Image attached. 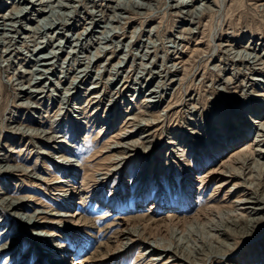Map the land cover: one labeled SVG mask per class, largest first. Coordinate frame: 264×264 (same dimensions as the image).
Instances as JSON below:
<instances>
[{
    "label": "rangeland",
    "instance_id": "rangeland-1",
    "mask_svg": "<svg viewBox=\"0 0 264 264\" xmlns=\"http://www.w3.org/2000/svg\"><path fill=\"white\" fill-rule=\"evenodd\" d=\"M83 1L73 2L79 8H74L71 13L73 17L68 22L71 24L63 30V34L83 33L82 40L62 42L63 47L59 49L55 43L67 38L63 34L50 39L48 36H34L30 31H23L19 38L8 41V52L6 45L0 41V154L8 151L4 158L6 161L1 159L2 155L0 160L8 166L21 169L10 173L0 171L1 196L4 194L6 197L23 198L26 214H32L38 209L55 214L57 209L63 208L62 213L69 214L64 216L60 224L55 223L57 230H50L55 234L54 237L41 240L36 246L24 241L9 247L0 253V264H59L54 262L57 259L62 262V258L66 259L63 264H147L148 259L144 260L140 253L145 248L142 241L129 244L120 253L113 249L103 258L104 245H110L114 234L126 231L135 218L151 216L154 212L156 221L170 216L189 219L199 213L203 214L199 204L206 201H210L211 205L207 208L213 207L210 208L212 213L227 215L223 223L228 222L229 216L231 220L236 214V221L234 218L232 220L235 222L231 220L229 224L237 223L238 228L227 224L229 228L226 225L224 227L228 230L212 232L213 237L207 238L212 249L194 253L195 261H187L185 264H241L236 262L240 255H245L244 259L254 255L264 259V205H260L262 209L257 213L238 205L241 200L252 201L264 197V168H259L264 167V156L259 155L260 150H264V0H189L192 3L180 9L173 7L179 0H110L111 3L109 0ZM130 2H140L142 6L137 8L131 6ZM198 3H202L200 7L206 12L202 8L196 11ZM208 8H211L210 11ZM112 15H116V18L111 22L110 28H113L110 29L108 40L99 43V30ZM180 16L186 21H181ZM188 28L190 33L187 32ZM84 30L88 33L81 32ZM97 30L99 33L94 32ZM24 41L28 43L24 44ZM117 42L120 47L114 44ZM24 47L28 50H24ZM247 54L250 57L243 58ZM253 56L254 59L251 58ZM43 62L49 65L42 66ZM34 68L39 71L38 75H33ZM37 77L45 80L36 84L39 81ZM257 79H261L260 82ZM35 89L38 90L34 94L32 90ZM83 111H95L92 128L78 125ZM247 119L251 120V124L247 123ZM236 125L243 127L241 129L245 127L246 133L249 132L247 139L261 142H258L259 147H254L257 149L251 147L256 152L250 155L249 162L245 160V163L235 164L234 175L233 172L226 173L228 168L219 169V166L235 156L246 140L228 143L231 140L229 132H233ZM77 126L79 129L75 128ZM51 140L58 143L53 144ZM119 144H123V147ZM57 145L69 148L67 152L70 153L65 154H73L78 161L66 167V163L57 158L59 151H62V148L55 149ZM110 146H114L113 149ZM248 149L241 150V154H251L247 152ZM116 155L119 160L112 161ZM112 162L116 163L109 165ZM80 163L84 164L83 168ZM112 166L117 168L108 173L103 182L99 194L101 198L94 199V195L87 197L85 191L91 189L93 182L86 186L89 189L81 190L82 176L90 174L92 177L95 168H98L96 171L106 172ZM63 169L77 171L76 177L69 179V185L64 181ZM216 169L218 172L225 170L223 175L228 174V180L221 181ZM258 175L259 179H256ZM244 176L250 179L246 180ZM201 179L205 181L200 183ZM57 180L62 183L55 185ZM232 184L237 186L232 187ZM61 185L62 188L59 187ZM238 185H243L242 190L238 189ZM112 187H116V190ZM217 187L220 188L215 191ZM199 193L200 199L196 198ZM109 200L111 203L108 205ZM212 200L217 205H213ZM237 208L240 209L239 213ZM2 212L0 218L4 220L5 226L11 220H5ZM243 228L245 231L241 235ZM206 230H203V237L209 236ZM228 234L230 236L227 238ZM13 238L9 240L5 237L1 244L7 242L12 245ZM11 254L15 256L11 258Z\"/></svg>",
    "mask_w": 264,
    "mask_h": 264
},
{
    "label": "bare ground",
    "instance_id": "bare-ground-1",
    "mask_svg": "<svg viewBox=\"0 0 264 264\" xmlns=\"http://www.w3.org/2000/svg\"><path fill=\"white\" fill-rule=\"evenodd\" d=\"M9 1H12V0H0V41H1V43L3 44V45H6V50H7V52L9 51V44H8V41L9 40H11L12 41V39L14 40L16 37H18L19 36V34H22V33H24L23 31H27V32H32V34H34V36H37V35H44V36H48L50 39H53L55 36H61L62 34H63V30L64 29H66L65 28V26L66 25H70V24H68V22H69V19L70 18H72L71 17V13H72V11L74 10V8L77 6H74L73 5V2L74 1H76V0H54L53 2L52 1H49V2H47V1H45V0H13L11 3H9ZM80 1V0H79ZM83 1V0H82ZM94 1H96V0H94ZM110 1V0H109ZM152 1V0H151ZM191 1V0H190ZM189 0H186V1H181V0H179V2H177V4L176 5H174L173 4V7L175 6V8L176 9H180V8H187L188 6H189V4L190 3H192L193 2V0H192V2H190ZM197 1V0H196ZM207 1V0H206ZM221 1V0H220ZM227 1V0H226ZM78 2V1H77ZM76 2V3H77ZM83 2H86V1H83ZM108 2V1H107ZM138 2V1H137ZM141 2V1H140ZM140 2L139 3H131L130 2V4H131V6H136L137 8H139L140 6H142L141 4H140ZM176 2V1H175ZM174 2V3H175ZM190 2V3H189ZM204 2H205V0H204ZM203 2V3H204ZM211 3H212V1H210ZM222 2V1H221ZM221 2H219L218 4H220ZM75 3V2H74ZM98 3V2H97ZM110 3H111V1H110ZM114 3V2H113ZM122 3V2H121ZM123 3H124V1H123ZM122 3V4H123ZM210 3V4H211ZM93 4V3H92ZM118 4V3H117ZM117 4H116V6H117ZM125 4V3H124ZM151 4V3H150ZM199 4V3H198ZM202 4V3H201ZM201 4H199V7L198 8H196V11H198L199 12V9L200 8H202V7H200L201 6ZM207 4V3H206ZM209 4V3H208ZM216 4V3H215ZM222 4V3H221ZM226 4V3H225ZM230 4V3H229ZM256 4V3H255ZM264 4V3H263ZM85 5H87V4H85ZM91 5V4H90ZM149 5V4H148ZM83 6H84V4H83ZM89 6V5H88ZM98 6V5H97ZM105 6H106V4H105ZM110 6V5H109ZM113 6V5H112ZM123 6V5H122ZM144 6V5H143ZM146 6V5H145ZM197 6V5H196ZM195 6V7H196ZM203 6V5H202ZM204 6H205V4H204ZM219 6V5H218ZM78 7V6H77ZM76 7V8H77ZM101 7V6H100ZM115 7V6H114ZM148 7V6H147ZM150 7V6H149ZM207 7H208V5H207ZM212 7V6H211ZM219 7H221V5L219 6ZM262 7V6H261ZM79 8V7H78ZM91 8V7H90ZM110 8H111V6H110ZM109 8V9H110ZM116 8V7H115ZM128 8V7H127ZM174 8V9H175ZM216 8V7H215ZM258 8H259V5H258ZM97 9V8H96ZM194 6H193V11H194ZM209 9V8H208ZM211 9V8H210ZM210 9H209V11H210ZM80 10V9H79ZM90 10V9H89ZM112 10V9H111ZM135 10V9H134ZM141 10H143V9H141ZM189 10H192V8L191 9H189ZM202 10H203V8H202ZM218 10H220V8L218 9ZM83 11H84V9H83ZM184 11V10H183ZM185 11H186V9H185ZM188 11V10H187ZM203 11H205L206 12V10L204 9ZM209 11H207V12H209ZM74 12V11H73ZM82 12V11H81ZM80 12V14H82ZM96 12H98V11H96ZM95 12V13H96ZM100 12V11H99ZM200 12H201V10H200ZM76 13V12H75ZM111 13V12H110ZM172 13V12H171ZM181 13V12H180ZM184 13H187V12H184ZM91 14V13H90ZM116 14V13H115ZM97 15V14H96ZM190 15V14H189ZM192 15V14H191ZM196 15V14H195ZM96 17V16H95ZM181 17V21L182 20H184V19H182V17L183 16H180ZM186 17V16H185ZM189 17V16H188ZM188 17H186V18H188ZM196 17V16H195ZM194 17V18H195ZM89 18V17H88ZM116 18V15L115 16H111L110 18H109V20L108 21H106L107 23L105 24V26L103 25V28H101V30H99L100 31V34L97 36L98 37V40H99V43H102L103 41H106V39L108 40V35H109V33H110V29L112 30V28H110V25H111V22L114 20ZM118 18V17H117ZM193 18V17H192ZM84 19V18H83ZM117 20V19H116ZM188 20V19H187ZM72 21V20H71ZM185 21H186V19H185ZM189 21H192V20H189ZM194 21V20H193ZM196 21V20H195ZM33 23H35V24H33ZM87 23V22H86ZM93 23V22H92ZM105 23V22H104ZM181 23V22H180ZM201 23V22H200ZM29 24H33V26L31 25V26H29ZM101 24H103V22L101 23ZM189 24H190V22H189ZM192 24V23H191ZM190 24V25H191ZM92 25V24H91ZM202 25V24H201ZM228 27V26H227ZM87 28H89V27H87ZM86 28V29H87ZM94 28V27H93ZM97 28H100L99 26L97 27ZM83 29H85V28H83ZM90 29V28H89ZM115 29V28H114ZM137 29V28H136ZM142 29V28H141ZM194 29V28H193ZM184 30V29H183ZM99 31L97 30V31H94V32H98L99 33ZM197 31H198V29H197ZM196 31V32H197ZM70 32V31H69ZM81 32H87V31H81ZM92 32V31H91ZM112 32V31H111ZM122 32V31H121ZM183 32V31H182ZM187 32H189V28H188V30H187ZM191 32V31H190ZM189 32V33H190ZM193 32V31H192ZM74 33V32H73ZM72 33V34H73ZM80 33V32H79ZM88 33V32H87ZM115 33V32H114ZM200 33V32H199ZM32 34L30 35V36H32ZM83 34V33H82ZM80 35V34H78L77 33V35H70L69 33L67 34V33H65V34H63L64 36H66L67 38L66 39H60L61 41H57V43H55L56 44V46L59 48V49H61L63 46H62V42L63 43H66V42H70V40L71 41H73V40H82V38L83 37H81V36H83V35ZM91 34V33H90ZM93 34V33H92ZM131 34V33H130ZM186 34V33H185ZM188 34V33H187ZM193 34V33H192ZM27 35V34H26ZM25 35V36H26ZM80 35V36H79ZM112 35V34H111ZM190 35V34H189ZM178 36V35H177ZM191 36V35H190ZM20 37V36H19ZM18 37V38H19ZM22 37V36H21ZM92 37V36H91ZM23 38V37H22ZM27 39L29 38V37H26ZM26 38H25V40H26ZM33 38V37H32ZM31 38V39H32ZM34 38H36V37H34ZM44 38V37H43ZM47 38V37H46ZM131 38V37H130ZM179 38H181V36L179 37ZM24 39V38H23ZM31 39H30V41H31ZM94 39H97V38H94ZM132 39V38H131ZM201 39V38H200ZM36 40V39H35ZM84 40V39H83ZM87 40V39H86ZM85 40V41H86ZM91 40V39H90ZM242 40V39H241ZM29 41V40H28ZM28 41H26L27 43H28ZM101 41V42H100ZM124 41V40H123ZM128 41V40H127ZM131 41V40H130ZM19 42V41H18ZM25 42V41H24ZM26 42L24 43V44H26ZM32 42H33V44H34V39L32 40ZM89 42V41H88ZM87 42V43H88ZM126 42V41H125ZM185 42V41H184ZM12 43V42H11ZM11 43H10V46H11ZM20 43V42H19ZM39 43V42H38ZM139 43H140V41H139ZM180 43V42H179ZM7 44H8V46H7ZM17 44V43H16ZM74 44H78V42L77 43H74ZM103 44V43H102ZM114 44H117L118 46H119V44H118V42L117 43H114ZM126 44V43H125ZM166 44V43H165ZM30 46H31V44H29ZM72 45V44H71ZM228 45V44H227ZM240 45V44H239ZM247 45V44H246ZM18 46V45H17ZM19 46H20V44H19ZM25 46V45H24ZM55 46V45H54ZM107 46V45H106ZM112 46H114V45H112ZM111 46V47H112ZM116 46V45H115ZM126 46V45H125ZM125 46H123V47H125ZM138 46V45H137ZM142 46V45H141ZM177 46V45H176ZM226 46V45H225ZM39 47V46H38ZM71 47V46H70ZM69 47V48H70ZM76 47H77V45H76ZM110 47V48H111ZM120 47V46H119ZM224 47V46H223ZM230 47V46H229ZM232 47V46H231ZM236 47V46H235ZM13 48V47H12ZM33 49H34V47H32ZM108 48V47H107ZM126 48V47H125ZM176 48V47H175ZM204 48V47H203ZM251 48V47H250ZM5 49V48H4ZM17 48H15V50H16ZM32 49V50H33ZM39 49V48H38ZM98 48H96V50H97ZM99 49H102L101 47L99 48ZM117 49V48H116ZM115 49V50H116ZM214 49V48H213ZM226 49V48H225ZM228 49H230V48H228ZM2 50V49H1ZM5 50V51H6ZM13 50V49H12ZM21 50V49H20ZM24 50H28L27 49V47L25 48L24 47ZM31 50V51H32ZM95 50V51H96ZM103 50H105V49H103ZM118 50V49H117ZM120 50V49H119ZM124 50V49H123ZM126 50V49H125ZM147 50V49H146ZM251 50V49H250ZM29 51H30V49H29ZM35 51H36V49H35ZM34 51V52H35ZM76 51V50H75ZM173 51V50H172ZM182 51V50H181ZM230 51V50H229ZM233 51V50H232ZM252 51V50H251ZM261 51V50H260ZM72 52V51H71ZM98 52H99V50H98ZM97 52V55L99 54ZM122 52H124V51H122ZM128 52V51H127ZM224 52V51H223ZM11 53V52H10ZM18 53V52H17ZM64 53H66V52H64ZM70 53V52H69ZM75 53V52H74ZM96 52H94L93 54H95ZM114 53V52H113ZM170 53V52H169ZM203 53V52H202ZM232 53V52H231ZM238 53H240V52H238ZM237 53V54H238ZM245 53V52H244ZM261 53H263L262 51H261ZM33 54V53H32ZM199 54V53H198ZM54 55V54H53ZM110 55V54H109ZM125 55V54H124ZM142 55V54H141ZM248 55V54H247ZM245 55V56H243V58L245 57L246 59H247V57L249 58L250 57V55ZM255 55V54H254ZM262 55V54H261ZM264 55V54H263ZM2 56V55H1ZM7 56V55H6ZM31 56V55H30ZM126 56V55H125ZM259 56V55H258ZM257 56V57H258ZM49 57V56H48ZM48 57L47 58H45L44 57V59H48ZM52 57V56H51ZM67 57V56H66ZM78 57V56H77ZM94 57V56H93ZM92 57V58H93ZM110 57V56H109ZM193 57V56H192ZM197 57V56H196ZM257 57H255V59L257 58ZM260 57V56H259ZM8 58H9V56H8ZM41 58H42V56H41ZM40 58V59H41ZM79 58V57H78ZM123 58H125V57H123ZM150 58V57H149ZM252 59H254V56L253 57H251ZM120 59V58H119ZM232 59V58H231ZM258 59V58H257ZM6 60V59H5ZM9 60V59H8ZM37 60V59H36ZM35 60V61H36ZM39 60V59H38ZM74 60V59H73ZM81 60V59H80ZM88 60V59H87ZM107 60V59H106ZM109 60V59H108ZM114 60V59H113ZM123 60V59H122ZM245 60V59H244ZM32 61V60H31ZM34 61V60H33ZM41 61V60H40ZM86 61V60H85ZM93 61V60H92ZM123 61H125V60H123ZM252 61V60H251ZM258 61V60H257ZM261 61H263V60H261ZM12 62V61H11ZM51 62V61H50ZM118 62V61H117ZM247 62V61H246ZM15 63V62H14ZM20 63V62H19ZM57 63V62H56ZM116 63V62H115ZM119 63H120V61H119ZM124 63V62H123ZM252 63H253V61H252ZM254 63H256V62H254ZM52 64V63H51ZM54 64V63H53ZM52 64V65H53ZM246 64H248V63H246ZM258 64H260V63H258ZM263 64V63H262ZM30 65V64H29ZM40 65V64H39ZM41 65L42 66H47V65H49V63H46V62H43V63H41ZM109 65V64H108ZM113 65H114V63H113ZM142 65V64H141ZM249 65H250V63H249ZM7 66V65H6ZM36 66V65H35ZM34 66V67H35ZM102 66V65H101ZM116 66V65H115ZM144 66V65H143ZM33 67V66H32ZM61 67V66H60ZM73 67V66H72ZM118 67V66H117ZM119 67H121V65L119 66ZM118 67V68H119ZM261 67V66H260ZM21 68V67H20ZM62 68V67H61ZM255 68V67H254ZM259 68V67H258ZM263 68V67H262ZM88 69V68H87ZM103 69V68H102ZM116 69V68H115ZM121 69V68H120ZM131 69V68H130ZM253 69V68H252ZM255 69H257V68H255ZM260 69V68H259ZM20 71H21V69H19ZM62 70V69H61ZM176 70V69H175ZM174 70V71H175ZM23 71V70H22ZM37 69H33V71L32 72H34L33 73V75L34 74H36V75H38L37 74ZM87 71V70H86ZM116 71V70H115ZM179 71V70H178ZM19 72V71H18ZM32 72H31V74H32ZM39 72V71H38ZM44 72H46V71H44ZM119 72V71H118ZM186 72V71H185ZM97 73V72H96ZM140 73V72H139ZM22 74V73H21ZM27 74V73H26ZM62 74V73H61ZM76 74H77V72H76ZM86 74V73H85ZM118 74H120V73H118ZM86 75H88V74H86ZM149 75V74H148ZM30 76V75H29ZM32 76V75H31ZM35 76V75H34ZM39 77V76H38ZM37 77V78H38ZM41 77V76H40ZM82 77V76H81ZM86 77V76H85ZM111 77V76H110ZM15 78V77H14ZM21 78V77H20ZM36 78V79H37ZM69 78H71V77H69ZM87 78V77H86ZM253 77H251V79H252ZM12 79V78H11ZM39 79V81L38 82H36V84H41L44 80H45V78H38ZM255 79V78H254ZM25 80V79H24ZM34 80V79H33ZM32 80V81H33ZM84 80V79H83ZM94 80V79H93ZM108 80V79H107ZM257 80H259V79H257ZM261 80V79H260ZM260 80H259V82H260ZM51 82V81H50ZM112 82V81H111ZM15 83V82H14ZM54 83V82H53ZM72 83V82H71ZM182 83V82H181ZM70 87V86H69ZM96 88V87H95ZM21 89V88H20ZM26 89H28V88H26ZM36 90H38V89H35V90H32V93H34L35 94V92H36ZM27 91V90H26ZM41 91V90H40ZM38 92V91H37ZM41 92H43V90L41 91ZM41 92H39V93H41ZM69 92V91H68ZM32 93H30V96L32 95ZM45 93V92H44ZM86 93V92H85ZM29 94V93H28ZM33 94V95H34ZM37 94V93H36ZM56 95V94H55ZM57 96V95H56ZM95 96V95H94ZM31 97H34V96H31ZM38 98V97H37ZM41 98V97H40ZM94 98V97H93ZM153 98V97H152ZM155 100V99H154ZM95 101V100H94ZM147 101V100H146ZM148 102V101H147ZM146 102V103H147ZM149 102H151L150 100H149ZM156 102V101H155ZM153 103V102H152ZM144 104V103H143ZM142 104V105H143ZM150 104V103H149ZM31 105H32V102H31ZM96 105V104H95ZM151 105V104H150ZM24 106V105H23ZM26 106V105H25ZM27 107V106H26ZM259 107V106H258ZM258 109V108H257ZM260 109V108H259ZM263 110V109H262ZM93 113H95V111H92ZM93 113H89L88 111H83V113H80V114H82V116H81V118H80V120L77 122L78 123V125H80V126H82L83 125V127H87V128H92L93 127V125H94V122H93V120H92V118H93ZM253 114H255L254 112H253ZM258 114H260V113H258ZM261 114H263V113H261ZM159 115V114H158ZM95 116V115H94ZM249 117V116H248ZM154 118H156V117H154ZM251 118V117H250ZM255 118V117H254ZM136 119V118H135ZM150 122V121H149ZM152 122V121H151ZM251 122V120H249L248 121V119H247V123H250ZM263 122V121H262ZM1 123V122H0ZM139 123V122H138ZM254 123V122H253ZM70 124V123H69ZM129 124V123H128ZM148 124V123H147ZM150 124V123H149ZM251 124V123H250ZM242 125V124H241ZM261 125V124H260ZM55 127H59V126H55ZM247 127V126H246ZM264 127V126H263ZM76 129H79V127L77 126V127H75ZM241 128H243V127H241L240 125H236L235 126V129H234V131L232 132H229V136L231 137V140H230V142H228V143H232L233 141H237V143L239 142V141H244V139H246L245 141H244V143L241 145V148L238 150V153H236V155L235 156H233L232 158H229L228 159V161H226V163H224V162H222V164L219 166V169L221 168V169H227V171H226V173H231V172H233V171H235L236 170V167H235V164H237V163H242V162H244L245 160H248V158L250 159V155H252V154H254V152H256V150L255 151H252V148L251 147H257L258 146V142H261V141H257L256 139H254L253 141L252 140H249V139H247V136H249V132H247L246 133V131H245V127H244V129H241ZM250 128V127H249ZM261 128H262V125H261ZM2 129V128H1ZM1 129H0V132H1ZM50 129H51V127H50ZM56 129V128H55ZM66 130V129H65ZM125 130V129H124ZM247 130V129H246ZM58 131V130H57ZM56 131V132H57ZM62 131V130H61ZM223 131V130H222ZM244 131V132H243ZM250 131H251V128H250ZM258 131V130H257ZM262 132H263V130H262ZM48 133V132H47ZM87 134L89 133V132H86ZM122 133V132H121ZM121 133H119V134H121ZM126 132H124L123 133V135L125 134ZM251 133V132H250ZM261 133V132H260ZM49 134V133H48ZM66 134V133H65ZM64 134V135H65ZM98 134H99V131H98ZM226 134V133H225ZM258 134V133H257ZM263 134H264V132H263ZM37 135V134H36ZM117 135V137H118V134H116ZM125 136V135H124ZM143 136V135H142ZM250 136H252V134H250ZM255 136V135H254ZM258 136H259V134H258ZM258 136H255V137H258ZM262 136V135H261ZM54 138H55V136H53ZM62 137V136H61ZM123 137V136H122ZM63 138V137H62ZM119 138H120V136H119ZM186 138V137H185ZM259 138V137H258ZM64 139V138H63ZM110 139V138H109ZM230 139V138H229ZM114 140V139H113ZM119 140V139H118ZM225 140V139H224ZM262 140H264V139H262ZM49 141V140H48ZM52 142L51 143H58V141L57 142H55V140H51ZM65 141H66V139H65ZM69 141V140H68ZM190 141V140H189ZM117 141H115L114 142V144L116 143ZM122 142H123V140H122ZM130 142H132V141H130ZM124 144H126L125 142H123ZM263 143V142H262ZM261 143V144H262ZM109 144V143H108ZM129 144H131V143H129ZM220 144V143H219ZM223 144H224V142H223ZM222 144V145H223ZM226 144V143H225ZM233 144H235V143H233ZM60 145V144H59ZM75 145V144H74ZM113 145V144H112ZM119 145H121V148L123 147L122 145L123 144H119ZM118 145V146H119ZM259 145H260V143H259ZM263 145V144H262ZM56 146V145H55ZM65 146H67V144H65ZM65 146L62 148V146L61 147H59L58 145H57V147H55V149H61L62 148V151L60 150L59 151V153H58V155H57V158L58 159H60L61 160V162H64V163H66L65 165H66V167H68L69 168V166H71L74 162H77L78 160L76 159V157H74V155L72 154V155H67V154H65L66 152H67V150L69 149H65ZM117 146V145H116ZM3 147V146H2ZM110 147H112V148H110V149H113V147L114 146H110ZM125 147V146H124ZM220 147V146H219ZM228 147L230 148V147H232V145H228ZM259 147V146H258ZM126 148H127V146H126ZM249 148V149H248ZM217 149H219V148H217ZM221 149V148H220ZM223 149H224V146H223ZM226 149V148H225ZM238 149V148H237ZM245 149H248L249 151H247V152H252L251 154H249V153H242L241 154V150H245ZM254 149H257V148H254ZM125 150V149H124ZM123 150V151H124ZM107 151H109V149L107 150ZM222 151V150H221ZM261 152H260V154L259 155H262V156H264V150L262 149V150H260ZM2 152V151H1ZM6 152H8V151H6ZM6 152L5 153H2V154H0V155H2L3 157L1 158L2 160L4 159V158H6L7 157V155L5 156V154H6ZM10 152V151H9ZM44 152V151H43ZM42 152V153H43ZM244 152V151H243ZM67 153H70V151L69 152H67ZM216 153V152H215ZM218 153V152H217ZM235 153V152H234ZM44 154V153H43ZM75 154V153H74ZM113 154V153H112ZM214 154V153H213ZM248 154V155H247ZM42 155V154H41ZM44 155H47V154H44ZM77 155V154H76ZM115 155V154H114ZM221 155V154H220ZM231 155V154H230ZM234 155V154H233ZM255 155H256V153H255ZM111 156V155H110ZM11 157V156H10ZM231 157V156H230ZM107 158V157H106ZM228 158V157H227ZM257 158V157H256ZM11 159V158H10ZM107 159H111V158H107ZM113 160L112 161H114V159H118V157H117V155L116 156H114L113 158H112ZM255 159V158H254ZM253 159V160H254ZM259 159V158H258ZM2 160H0V171H1V173L2 172H4V173H10V172H19V171H21V169L20 168H18V166H14V167H11V166H8V165H6L5 163H3L4 161H6L5 159H4V161H2ZM119 160V159H118ZM117 160V161H118ZM226 160V159H225ZM224 160V161H225ZM252 160V159H251ZM8 161V160H7ZM108 161V160H107ZM116 161V160H115ZM222 161V160H221ZM105 162V161H104ZM122 162V161H121ZM248 162H249V160H248ZM264 162V161H263ZM6 163H8V162H6ZM108 163V162H107ZM113 163H116V162H112V163H110L109 165H112ZM245 163V162H244ZM253 163H255L254 161H253ZM253 163H251L252 165H253ZM258 163H260V162H258ZM10 164V163H9ZM248 164V163H247ZM256 165H258L257 163H255ZM80 165V167L81 168H83V166H84V164H79ZM213 165V164H212ZM219 165V164H218ZM239 165V164H238ZM245 165V164H244ZM100 166V165H99ZM240 166V165H239ZM248 166V165H247ZM251 166V165H250ZM261 166V165H260ZM263 166H264V164H263ZM105 167V166H104ZM113 167V166H112ZM119 167H120V164H119ZM241 167V166H240ZM249 167V166H248ZM254 167V166H253ZM62 168V167H61ZM115 168H117L116 166H114L113 168H111V169H108L106 172H100V171H96L98 168H95L96 170H95V173L93 174V179H92V177L90 176V174H85V175H83L82 176V178H81V185H80V187H81V190H86L88 187H86L87 185L89 186V184H91L92 182H93V186H95V185H98V187H96V188H94L93 186H91V189H89V190H87V191H85V193H87V197H91V196H95L94 197V199L96 198V199H100L101 197L99 196V194H100V192L102 191H100V189H102V187H103V182H105L106 181V177H107V175H109L108 173H112V171L115 169ZM218 168V167H217ZM242 169H243V167H241ZM245 168V167H244ZM250 169H252L251 167H249ZM259 168H264V167H259ZM24 168L22 167V170H23ZM26 169V168H25ZM67 169V168H66ZM99 169H101V167H99ZM210 169V168H209ZM239 169V168H238ZM242 169H240V170H242ZM255 169V168H254ZM257 169H258V167H257ZM57 170H58V168H57ZM60 170V169H59ZM64 171H65V183L67 184V185H69V183H70V181H69V179L70 178H75L76 177V175H77V171H76V169L75 170H71V171H68V170H65V169H63ZM240 170H238V171H240ZM262 170V169H261ZM261 170H260V172H261ZM210 171H211V169H210ZM216 171H217V169H216ZM225 171V170H224ZM224 171H217L218 172V174H219V177H221V181H223V182H225V181H227L228 179V174L226 175H223V172ZM247 171V170H246ZM258 171H259V169H258ZM263 171V170H262ZM98 172V173H97ZM209 172V171H208ZM212 172V171H211ZM214 172V171H213ZM241 172V171H240ZM28 173V172H27ZM30 173V172H29ZM87 173V172H86ZM234 173V172H233ZM248 173V175H249V172H247ZM246 173V174H247ZM251 173V172H250ZM264 173V172H263ZM22 174V173H21ZM236 174V172L234 173V175ZM240 174V173H239ZM238 174V176H239V178L241 179V176ZM242 174V173H241ZM245 174V173H244ZM24 175V174H23ZM22 176V175H21ZM32 176V175H31ZM208 176H210V174H208ZM229 176H231V175H229ZM238 176H235V178L236 177H238ZM249 176H251V177H253V175H249ZM35 177V176H34ZM245 177V176H244ZM248 177V176H247ZM255 177V176H254ZM29 178V177H28ZM39 179L38 180H40V177H38ZM205 178V177H204ZM210 178V177H209ZM215 178V177H214ZM233 178H234V176H233ZM249 179H250V177H248ZM248 178L246 179V177H245V179L246 180H248ZM259 179V175H258V177H256V179ZM31 179H32V177H31ZM252 179V178H251ZM44 180V179H43ZM242 180H244V179H242ZM42 181V180H41ZM63 181V182H64ZM203 181H205V180H203V179H201L200 180V183H202ZM233 181V180H232ZM54 182V181H53ZM210 182V181H209ZM243 182V181H242ZM52 183V182H51ZM61 184L62 182H60V181H58L57 180V182L55 183L54 182V184L56 185V184ZM236 183V182H235ZM239 183V182H238ZM241 183V182H240ZM239 183V184H240ZM191 184V183H190ZM227 184V183H226ZM225 184V185H226ZM244 184V183H243ZM248 184H250V183H248ZM53 185V184H52ZM64 185V187H65V184H63ZM205 185V184H204ZM220 185V184H219ZM223 185V184H222ZM233 185V184H232ZM245 185H246V183H245ZM244 185V186H245ZM250 185H252V184H250ZM50 186V185H49ZM217 186V185H216ZM236 187L237 185L235 184V185H233L232 187ZM247 186V185H246ZM51 187H53V186H51ZM60 188H62L63 186L61 185V186H59ZM215 187V186H214ZM243 187V185H238V189L240 188H242ZM249 187V186H248ZM74 188V187H73ZM113 188V190H116V187H112ZM200 188V187H199ZM219 188L220 187H217L216 189H215V191H218L219 190ZM226 188V187H225ZM250 188H252V187H250ZM1 189V188H0ZM7 189V187H6V185H4V190L5 191H7L6 190ZM245 189H247V188H245ZM249 189V188H248ZM253 189V188H252ZM251 189V190H252ZM70 190V189H69ZM242 190V189H241ZM244 190V189H243ZM63 191V190H62ZM256 191V190H255ZM3 192V191H2ZM226 192V191H225ZM228 192H230V189L227 191V193H226V196L228 195ZM234 192V191H233ZM236 192V191H235ZM243 192V191H242ZM64 193V192H63ZM188 193H189V191H188ZM215 193V192H214ZM232 193V192H231ZM80 194V193H79ZM230 194V193H229ZM243 194V193H242ZM248 194H249V192H248ZM67 195V194H66ZM241 195V194H240ZM252 195V194H251ZM3 196H4V194H3ZM3 196H1V190H0V212H2V211H5L3 214V217H5V220H6V218L7 219H9V221L11 222H9V224H5V226L3 225V223H4V220H1V218H0V244L2 243V242H4L5 241V237H7V239L9 238V240H11L13 237V239H14V241H13V243H12V245H8V244H6L7 242H5V243H3V244H1L0 245V253L1 252H4V251H6L7 249H9V247H13L14 245L16 246V245H18V244H22V242H24V241H27L28 242V244L29 245H33V246H36V244H38V242L39 241H41V240H45L46 241V239H51V237H54L53 235H55V234H52L51 232H50V230L51 231H55V230H57V227L55 226V223H58V224H60L62 221H64L63 220V218H65L64 216H69V214H64V213H62L63 211V209H60V210H56V213L55 214H49V213H47V212H44V211H41V210H35L32 214H26L25 213V211L26 210H24L23 208H24V205H23V203H24V199L22 198L21 199V197H20V199H16L15 197H6V195L3 197ZM70 196V195H69ZM73 196V195H72ZM113 196V195H112ZM213 196V195H212ZM233 196V195H232ZM245 196V195H244ZM248 196H250V195H248ZM247 196V197H248ZM254 196V195H253ZM262 196H264V195H262ZM6 197V198H5ZM200 193L197 195V197L196 198H198V199H200ZM223 197V196H222ZM240 198H241V196H239ZM259 197V196H258ZM71 198V197H70ZM212 198V197H211ZM232 198V197H231ZM250 198V197H249ZM254 198V197H253ZM255 198H257V196L255 197ZM98 199V200H99ZM156 200L158 199V197H156L155 198ZM216 199V198H215ZM223 199V198H222ZM244 199V198H243ZM247 199V198H246ZM252 199V198H251ZM27 200V199H26ZM206 200V199H205ZM210 200V199H209ZM217 200H219V199H217ZM221 200V199H220ZM240 200V199H239ZM223 201V200H222ZM228 201V200H227ZM233 201V200H232ZM235 201V200H234ZM237 201H238V199H237ZM242 201V200H241ZM241 201H238L239 202V206H245L244 208H246V209H249L252 213H257L258 211H260L261 209H262V207L260 206V205H264V197L262 198H260V199H254V200H252V201H244V202H241ZM32 203H35V202H33V201H31ZM210 202V201H209ZM209 202H205L204 204H202V202H201V204H199V206H201L202 208V210H203V214L201 213H199V215H196V216H193L192 218H189V219H185V218H183V220L182 219H179V218H176V217H167V218H165V219H162L161 221L159 220H155V215L152 213V215L151 216H145V215H143L142 217H139V218H135V219H133V220H131L132 221V223L130 224L129 222V228H127V230L125 231H119V232H116L115 234H114V238L111 240V244L110 245H107L106 243H105V249H104V253H103V258H104V256H107L108 254H110V252L114 249V252H121V250H124V248H126L129 244H131V243H135L136 241H142V243L143 244H145V248L142 250V251H140V253H141V257L144 259V260H146V259H148L147 260V264H185V263H188L187 261H193L194 259V255H196V254H194V253H197V252H200V251H204V250H206V251H210L212 248H211V246L208 244V237H210V238H212L213 237V233H214V231H215V233L217 232V231H224V230H228L227 228H229V226H227V224H229V222H231V220L232 219H234L235 218V216H236V214H234V218H232L231 220L229 219V217H228V222H225V223H223L224 221H222V220H225V218L227 219V215H223V213L222 214H220V213H218V212H215V213H212L211 212V209L213 208V207H209V208H207L208 206H209ZM212 202H213V200H212ZM211 202V203H212ZM215 202V201H214ZM214 202H213V205H215L214 204ZM219 202V201H218ZM109 203H111V200H109L108 201V205H109ZM226 203V202H225ZM235 203H236V201H235ZM235 203H233L234 205H236ZM67 204V203H66ZM223 204V203H222ZM35 205H37V204H35ZM107 205V206H108ZM211 205V204H210ZM217 205V204H216ZM220 205V204H219ZM262 205V206H263ZM227 206V205H226ZM229 206V205H228ZM67 207V206H66ZM112 207V206H111ZM220 207V206H219ZM225 207V206H224ZM232 207V206H231ZM27 208H28V206H27ZM58 208V207H57ZM59 208H60V206H59ZM211 208V209H210ZM240 208V207H239ZM25 209H26V206H25ZM222 209V208H221ZM224 209V208H223ZM235 209V208H234ZM241 209V208H240ZM240 209H238L237 208V210H238V213H239V210ZM197 210V209H196ZM217 210V209H216ZM215 210V211H216ZM227 210H228V207H227ZM230 210H232V209H230ZM229 210V211H230ZM236 210V209H235ZM242 210V209H241ZM224 211V210H223ZM226 211V210H225ZM175 212V211H174ZM178 212V211H177ZM177 212H176V214H177ZM184 212V211H183ZM198 212V211H197ZM196 212V213H197ZM231 212V211H230ZM230 212H228V213H230ZM244 212V211H243ZM232 213H234L233 211H232ZM237 213V214H238ZM174 214V216H175V213H173ZM198 214V213H197ZM226 214H227V211H226ZM41 215H45V216H43V218H41L40 216ZM231 215V214H230ZM242 215H244V214H241V216ZM140 216V215H139ZM158 216V215H157ZM249 216V215H248ZM73 217V216H72ZM233 217V216H232ZM240 217V216H239ZM43 220L44 219V221H42L41 219ZM181 218V217H180ZM188 218V217H187ZM201 218V219H200ZM67 219V218H66ZM70 219V218H69ZM239 218H238V216H237V220H238ZM243 219H244V217H243ZM242 220V219H241ZM233 221V220H232ZM235 221H236V218H235ZM235 221H233V222H235ZM244 221V220H243ZM247 221V220H246ZM79 222V221H78ZM141 222V223H140ZM241 222V221H240ZM253 222H254V220H253ZM82 223V222H81ZM127 224V223H126ZM237 224V223H236ZM236 224H232V223H230L229 225H231V227H233V226H235L236 228H238V224L236 225ZM243 224V223H242ZM246 224V223H245ZM248 224V223H247ZM3 225V226H2ZM224 225H226V227L227 228H225L224 227ZM120 227V226H119ZM234 227V228H235ZM247 227V226H246ZM245 227V228H246ZM117 228V227H116ZM248 228V227H247ZM126 229V228H125ZM205 229H207L206 231H209V236L207 235L206 237H203V235L205 234V232L203 233V230L205 231ZM233 229V228H232ZM240 229V228H239ZM118 230V229H117ZM116 230V231H117ZM120 230H121V227H120ZM243 230H244V228L243 229H241V235H243L244 234V232H243ZM245 231V230H244ZM213 232V233H212ZM60 233V232H59ZM5 234V235H4ZM111 234V233H110ZM112 234H113V232H112ZM158 234H160V237L158 238L157 237V235ZM218 234V233H217ZM216 234V235H217ZM220 234V233H219ZM223 234V233H222ZM225 234L226 233H224V236H225ZM215 235V234H214ZM240 235V236H241ZM109 236H111V235H109ZM223 236V237H224ZM230 235L228 234V236H227V238L229 237ZM232 236V235H231ZM239 236V237H240ZM59 236H55V238H58ZM226 237V236H225ZM235 237H236V235H235ZM210 238H209V240H210ZM219 238H220V236H219ZM218 238V239H219ZM226 238V239H227ZM109 239V238H108ZM214 239H215V237H214ZM217 239V240H218ZM213 240V239H212ZM220 240V239H219ZM52 241V240H51ZM221 241H223V240H221ZM220 241V242H221ZM109 242V241H108ZM210 242V241H209ZM50 243V242H49ZM6 244V245H5ZM11 244V243H10ZM199 244H201V246L199 247ZM215 245H216V243H214ZM54 245V244H53ZM103 245V244H102ZM219 246V245H218ZM50 247V246H49ZM58 247V246H57ZM130 247H132V246H130ZM216 247V246H215ZM129 248V247H128ZM221 248V247H220ZM37 249V248H36ZM61 249V248H60ZM225 249V248H224ZM57 250V249H56ZM103 250V249H102ZM36 251V250H35ZM97 251V250H96ZM119 252V253H120ZM243 252H244V250H243ZM249 252V251H248ZM97 253H98V251H97ZM138 253V252H137ZM139 253V254H140ZM3 254V253H2ZM13 254V253H12ZM10 255V257L12 258L13 256H15V255ZM100 254V253H99ZM98 254V255H99ZM199 254V253H198ZM201 254V253H200ZM51 255V254H50ZM53 255V254H52ZM203 255V254H202ZM253 255V254H252ZM101 257V256H100ZM139 257V256H138ZM200 257V256H199ZM244 257H245V255H240V258L239 259H237V263L239 262H241V264H264V259L263 258H261V256H252L251 258H245L244 259ZM66 258V257H65ZM90 258V257H89ZM92 258H94V256H92ZM96 258V257H95ZM207 258V257H206ZM243 258V259H242ZM260 258V259H259ZM91 259V258H90ZM102 259V258H101ZM12 260V259H11ZM62 262H60L58 259H57V261H55L54 263H59V264H63L64 262H66L65 260L66 259H64V258H62ZM86 261H89V260H87V258L85 259ZM95 260H98L97 258L95 259ZM94 260V261H95ZM226 260V259H225ZM10 261V260H9ZM23 261V260H22ZM195 261V260H194ZM80 261H78L77 263H79ZM103 262V261H102ZM102 262H100V263H102ZM22 263V262H21ZM50 263V262H49ZM92 263V262H91ZM201 264H202V262H200ZM196 264V263H195Z\"/></svg>",
    "mask_w": 264,
    "mask_h": 264
}]
</instances>
